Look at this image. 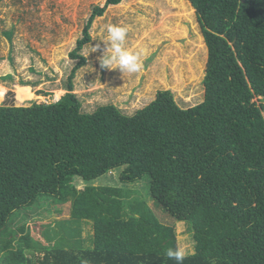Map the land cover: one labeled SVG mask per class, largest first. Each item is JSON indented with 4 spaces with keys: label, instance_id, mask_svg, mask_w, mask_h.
Here are the masks:
<instances>
[{
    "label": "trees",
    "instance_id": "1",
    "mask_svg": "<svg viewBox=\"0 0 264 264\" xmlns=\"http://www.w3.org/2000/svg\"><path fill=\"white\" fill-rule=\"evenodd\" d=\"M120 1L92 7L57 100L0 105V232L45 195L91 221L93 245L80 233L42 242L23 224L0 237V264H176L165 255L173 226L126 201L123 185L145 176L154 205L189 224L197 254L183 264H264V0H188L207 50L199 103L157 90L131 114L111 103L83 112L72 92L81 50L92 20ZM117 169L120 186L87 184Z\"/></svg>",
    "mask_w": 264,
    "mask_h": 264
},
{
    "label": "rangeland",
    "instance_id": "2",
    "mask_svg": "<svg viewBox=\"0 0 264 264\" xmlns=\"http://www.w3.org/2000/svg\"><path fill=\"white\" fill-rule=\"evenodd\" d=\"M104 1L0 0V105L57 100L65 92L67 76L75 63L68 53L81 36L92 7ZM117 23L130 29L128 47L147 52L139 73L122 75L119 69L99 65L98 57L104 48L99 40L106 39L107 25ZM7 31L11 32L10 39L5 35ZM89 37L81 50L85 64L72 79V92L81 101L83 112L111 103L131 114L152 100L157 90L171 91L175 102L184 108L202 101L207 50L197 15L188 0H121L108 5L92 20ZM97 44L100 48L86 55L90 46ZM118 171L87 184L120 186ZM74 179L72 185L81 189L83 181ZM148 182L145 176L139 182L123 185L128 192V205L145 203L164 223L173 226L177 245L185 241L194 243L188 222L174 221L154 205L146 192ZM52 200L42 195L31 206L15 211L0 237H7L24 224L42 242L45 233L66 239L80 233L82 246L92 247L91 221L70 219V202Z\"/></svg>",
    "mask_w": 264,
    "mask_h": 264
},
{
    "label": "clouds",
    "instance_id": "3",
    "mask_svg": "<svg viewBox=\"0 0 264 264\" xmlns=\"http://www.w3.org/2000/svg\"><path fill=\"white\" fill-rule=\"evenodd\" d=\"M130 29L126 25L109 24L106 26V39L99 41L104 43L102 55L98 57L101 68L119 69L122 75L139 73L143 69V61L147 56L144 49L133 50L127 46V38ZM100 45L90 46L89 52H95ZM196 247L192 242H183L165 251L168 259L176 261V264H183L184 260L195 256Z\"/></svg>",
    "mask_w": 264,
    "mask_h": 264
}]
</instances>
